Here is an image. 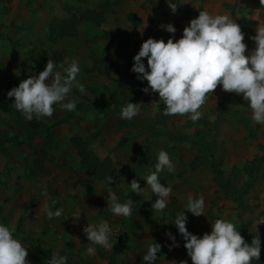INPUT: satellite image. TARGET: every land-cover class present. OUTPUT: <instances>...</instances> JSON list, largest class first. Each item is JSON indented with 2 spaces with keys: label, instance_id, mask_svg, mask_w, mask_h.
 <instances>
[{
  "label": "rangeland",
  "instance_id": "rangeland-1",
  "mask_svg": "<svg viewBox=\"0 0 264 264\" xmlns=\"http://www.w3.org/2000/svg\"><path fill=\"white\" fill-rule=\"evenodd\" d=\"M175 2L181 6L173 14L167 0H0V36L5 38L0 39V132L6 131L12 137L6 151L0 149V223L14 227V236L23 246L29 247L26 238L39 239L53 253L66 255L67 264H145L143 256L148 246L158 243L161 251L156 264H170L173 260L192 264L185 241L171 222L176 211L184 210L189 195L203 194L204 215L185 213L192 226L189 232L202 237L211 232V223L217 218L228 219L249 244L259 233L260 259L252 264H264V224L254 223L264 216V178L248 187V177L241 172L234 187L238 202L227 198L210 167V156L222 159L225 177L234 180L236 168L242 170L249 161L263 155L264 125L251 120V110L242 94L225 92L218 85L201 107L200 120L194 123L187 115L167 116V127L173 134L192 138L202 148L204 155L199 163L193 144L171 143L165 136L152 138L149 131L120 114L105 120L101 108L86 101L93 99L86 88L96 89L105 102L121 95V107L129 101L142 104L135 121L155 120L160 98L158 93L142 91L148 85L131 71L134 57L147 39L167 42L173 36L161 29L162 24H172L176 28L175 39H180L185 26L198 17L200 10L226 14L236 20L245 36L247 51L255 48L251 37L256 35L258 25L264 24V5L260 0ZM88 11L99 12L100 16L81 20L76 26L77 35L51 41V22L55 18H83ZM66 58L79 62L77 79L84 84L85 93L82 98L69 95L81 106L71 112L57 107L51 117L39 120L40 126L36 127L35 122L31 126V121L14 109V98L7 93L30 75L43 71L48 59L59 65ZM144 63L147 67V58ZM220 102H226L221 121ZM57 121L60 124L47 141L45 127ZM76 136L87 141L93 159L110 160L117 171L110 175L113 184L106 182V174L94 176L82 166L78 149L71 143ZM160 150L169 154L175 171L165 170L159 176L161 183L171 185L173 192L166 209L156 213L151 204L157 197L150 189L139 195L129 187L133 179L141 188L146 187L143 176L149 168L154 170ZM139 158L141 163L137 164ZM132 172L135 178L131 177ZM108 192L115 193L122 203L131 199L132 214L114 215L108 209ZM45 208L64 211L60 217L49 218ZM77 213L81 216L79 221ZM150 217L163 219L166 228ZM104 220L113 229L112 251L94 246L96 254L86 255L91 242L83 228ZM168 232L179 245L171 250Z\"/></svg>",
  "mask_w": 264,
  "mask_h": 264
},
{
  "label": "clouds",
  "instance_id": "clouds-1",
  "mask_svg": "<svg viewBox=\"0 0 264 264\" xmlns=\"http://www.w3.org/2000/svg\"><path fill=\"white\" fill-rule=\"evenodd\" d=\"M167 3L173 14L181 6L175 0H167ZM260 3L264 5V0H260ZM160 27L173 36L167 42L154 38L143 42L134 57L131 71L137 74L138 80L147 81L148 86L142 91L146 94L158 93L159 103L166 106L163 115H187L195 123L202 118L200 109L208 94H213L221 85L225 92L242 94L251 110V120L264 125V24L258 25L256 35L251 37L255 48L250 52L244 43L245 36L240 25L226 14L213 15L207 10H200L198 17L185 26L178 40L175 39L176 28L172 24H162ZM144 58H147V67ZM79 72V62L75 59L68 61L66 58L59 65L48 59L43 71L22 80L7 96L14 98V109L27 121L51 117L57 107L71 112L77 107V99L69 94L73 90L85 93L84 84L77 79ZM141 105L127 102L120 111L121 118L132 120L139 114ZM165 170L173 173L175 165L169 154L160 150L154 170L149 168L143 176L146 187L141 188L136 179L128 186L131 192L139 195L150 189L157 197L151 204L156 213L166 209L173 192L171 185L166 186L159 179ZM106 182L113 184L112 176H107ZM44 195H47L46 191ZM106 197L108 209L114 215L128 217L132 214L134 202L131 199L122 203L113 192H108ZM205 207L203 194L198 197L189 195L184 210L179 211L171 222L185 241L184 247L192 264H252L254 260L259 261V233L249 244L237 230L236 224L228 219L217 218L211 223V232L204 233L202 237L189 232L186 211L199 217L204 215ZM45 211L52 218L60 217L64 209L53 211L45 208ZM75 216L79 221V213ZM254 223L256 226L264 224V216ZM112 231L107 220L88 223L83 232L91 243L86 247L85 254L94 256V246L112 251ZM14 232V227L0 223V264H29L28 249L15 238ZM166 235L172 241L170 250L179 246L171 232ZM160 251V244L149 245L143 256L145 264H156ZM67 260L66 255L53 253L47 264H67ZM170 264L177 262L173 260ZM179 264H188V261H180Z\"/></svg>",
  "mask_w": 264,
  "mask_h": 264
},
{
  "label": "trees",
  "instance_id": "trees-1",
  "mask_svg": "<svg viewBox=\"0 0 264 264\" xmlns=\"http://www.w3.org/2000/svg\"><path fill=\"white\" fill-rule=\"evenodd\" d=\"M69 12H72V9H68ZM100 16L99 12L95 11H88V13H85L83 15V18H78L76 15H73L72 18L69 19H59L55 18L51 22V41L56 42L59 39L62 38H69L74 35H77L76 32V26L79 24L81 20L85 21H91L92 18H95V16ZM1 40H5L4 37L0 36ZM125 55V54H124ZM126 58L128 56L125 55ZM89 93L92 94L93 99L86 100L88 102L93 103L97 107L101 108L103 117L105 120L110 118L113 115L120 114V111L122 109L121 107V95L114 96L109 102H105L103 99L100 98L98 92L96 89L92 88H86ZM71 94H74L80 98H82L83 94H81L78 90H73ZM225 104L226 102H220L219 103V117H221L220 121L222 120V117L225 113ZM6 106L8 104L5 103ZM77 106H81V104H78ZM165 105L162 104V102L159 103V112L156 116V119L150 122H139L135 121L134 119L129 120L131 123L136 124L141 129H145L149 131L152 135V138H156L158 136H165L167 137L171 143H183V142H189L193 144V146L196 148V151L199 155L197 162H200L201 156L204 155L202 148L196 143V141L192 138L186 137V136H177L173 134L167 127L166 123V115L162 114V111L165 109ZM35 120V119H34ZM31 121L30 125L33 126L35 122V126H40L39 121ZM220 123V122H219ZM60 123L57 121L55 123H52L45 127V138L47 141H49L52 138V130L56 128ZM10 134L6 131L0 132V149H3L1 152L6 151V144L11 142ZM71 143L75 146V148L78 149V154L81 158L82 166L85 167L88 171H91V174L94 176H100L103 177L110 176L112 174L117 173L116 169L112 168V165L110 164V160L105 159L104 161H100L98 159H93L89 153H88V143L87 141L83 140L80 137H73L71 138ZM263 155L261 157L255 158L252 161H249L242 170H239L238 168L235 169L234 173V180L228 179L224 175V171L222 169V159L216 160L213 156H210V167L211 171L215 178L218 179L221 189L223 190V193L227 196V198L236 199L238 202H240V199L237 198L236 190L234 189L237 182H239L240 173L244 172L245 175L248 177V183L246 186L249 187L252 186L254 183H256L258 180L264 178V147H263ZM196 162V164H197ZM141 163V159L139 158V161L137 164ZM106 174V175H105ZM106 176V177H107ZM131 177L135 178L136 175L134 172L131 173ZM173 203L176 205V199H173ZM135 212L141 214V216L145 213L140 212L139 210L135 209ZM178 213L176 211L174 213V216ZM150 220L153 222V220H157L161 225L164 226V229L166 228V225H164L163 219H155L153 217H150ZM187 229H192V226L186 224ZM28 243L29 247H26L28 249V257L27 260L30 264H47L48 259L51 258L53 255V251L49 248H45L41 242V240H34V239H28L24 240ZM115 264V263H111Z\"/></svg>",
  "mask_w": 264,
  "mask_h": 264
},
{
  "label": "crops",
  "instance_id": "crops-1",
  "mask_svg": "<svg viewBox=\"0 0 264 264\" xmlns=\"http://www.w3.org/2000/svg\"><path fill=\"white\" fill-rule=\"evenodd\" d=\"M70 38V37H69ZM91 55H93V54H91ZM93 56H95V55H93ZM201 164V163H200Z\"/></svg>",
  "mask_w": 264,
  "mask_h": 264
}]
</instances>
